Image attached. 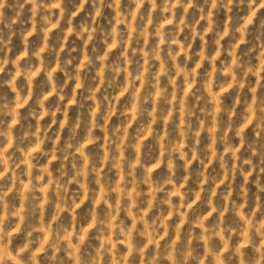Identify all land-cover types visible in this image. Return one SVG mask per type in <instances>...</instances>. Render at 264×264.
<instances>
[{
  "label": "clouds",
  "instance_id": "clouds-1",
  "mask_svg": "<svg viewBox=\"0 0 264 264\" xmlns=\"http://www.w3.org/2000/svg\"><path fill=\"white\" fill-rule=\"evenodd\" d=\"M0 264H264V0H0Z\"/></svg>",
  "mask_w": 264,
  "mask_h": 264
}]
</instances>
